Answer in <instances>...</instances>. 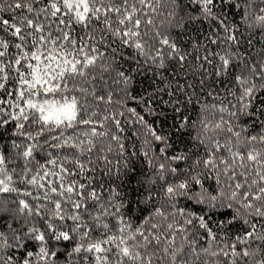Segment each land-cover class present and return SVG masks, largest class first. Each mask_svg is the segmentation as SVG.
I'll return each instance as SVG.
<instances>
[{
    "label": "snow or ice",
    "instance_id": "6c2138e0",
    "mask_svg": "<svg viewBox=\"0 0 264 264\" xmlns=\"http://www.w3.org/2000/svg\"><path fill=\"white\" fill-rule=\"evenodd\" d=\"M0 129V264H264V0H0Z\"/></svg>",
    "mask_w": 264,
    "mask_h": 264
},
{
    "label": "trees",
    "instance_id": "16d2710c",
    "mask_svg": "<svg viewBox=\"0 0 264 264\" xmlns=\"http://www.w3.org/2000/svg\"><path fill=\"white\" fill-rule=\"evenodd\" d=\"M173 112L171 111L170 108H164V116L156 118V117H146V119L153 120L156 119L157 125H159L161 122L164 123L165 127L167 125L172 123L173 120ZM193 118H195V113H193ZM10 131L7 129H0V136L3 138V143L7 144L9 143V137H10Z\"/></svg>",
    "mask_w": 264,
    "mask_h": 264
}]
</instances>
